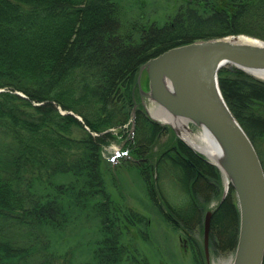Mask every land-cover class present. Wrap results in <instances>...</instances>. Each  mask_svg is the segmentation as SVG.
Segmentation results:
<instances>
[{"label":"trees","instance_id":"16d2710c","mask_svg":"<svg viewBox=\"0 0 264 264\" xmlns=\"http://www.w3.org/2000/svg\"><path fill=\"white\" fill-rule=\"evenodd\" d=\"M257 1L264 0H240L232 10L208 13L188 7L161 27H138L134 33L115 16L112 0H0V264H73L67 252L49 248L45 232L61 231L73 209L92 213L98 222L101 237L93 264H124L125 258L129 264H145L128 253L118 224H143L145 216L115 206L106 193L100 142L104 136L114 138L108 129L126 123L141 63L199 39L258 36L244 27ZM218 84L251 141L263 136L264 81L224 66ZM135 113L133 154L148 162L127 166L143 174L154 195L152 177L162 156L171 162L172 177L184 183L186 206L178 209L163 199L164 215L190 236L203 218L202 201L219 192L208 183H219V173L171 130L156 155L154 146L168 128L140 109ZM154 160L159 162L151 168ZM261 163L264 170L263 158ZM61 176L68 180L58 181ZM201 178L207 187L198 185ZM237 225L238 209L228 194L212 213L210 243L220 244L229 229L233 248ZM190 240L194 264H204L202 248Z\"/></svg>","mask_w":264,"mask_h":264},{"label":"rangeland","instance_id":"374dc122","mask_svg":"<svg viewBox=\"0 0 264 264\" xmlns=\"http://www.w3.org/2000/svg\"><path fill=\"white\" fill-rule=\"evenodd\" d=\"M112 2L116 4L113 7L115 16L120 18V22L124 23L129 31L136 33L138 27H148L152 24L161 27L166 22H170L180 10H185L188 7L198 8L199 11L206 10L204 11L206 13L213 10H232L235 2H240V0H112ZM250 12L253 15L252 20L246 21L244 27L258 35L254 37L264 41V1H262V4L257 1ZM143 82L145 84V81ZM15 92L20 93L19 91ZM145 104L150 107L152 104L154 106L155 103L145 99ZM62 112L69 114L70 111ZM74 115L79 121H82L80 116ZM166 128L168 129L154 146L156 155L160 153V149L164 148L171 132L174 131L168 125ZM191 128L198 130L199 127L193 125ZM120 130L121 126L116 125V128H110L108 132L114 135ZM172 133L175 135L174 132ZM103 139V142H100L101 146L103 145V156L105 160H109L111 156L109 154L110 149L119 146V144L111 142L110 145L105 146L106 144L103 143L110 138L104 136ZM253 142L260 155L259 157L264 159V135L255 137ZM164 161L162 156L160 164L152 177L154 195L148 190L147 180L143 174L138 170L128 168L127 163L119 167L108 165L107 161L103 163L104 188L115 206L132 208L145 216L146 221L143 224L130 226L125 225L124 222L118 223L121 230V242L127 247L129 254L134 255L145 264H194L190 237L203 249L202 221L205 212L208 210L214 211L217 206L222 195V177L219 176V183L210 181V184H213L219 192L218 194L212 192L208 195V200L202 201L203 218L199 224H194L192 234L189 236L178 224H175L164 215L168 213V210L163 204V199H166L167 202L178 207V209L186 206L184 204L186 198L182 194L181 188L183 182L172 177L174 174L171 162ZM57 180L66 182L68 178L61 176ZM161 193L164 198L161 197ZM228 194H231L235 201L232 189L229 190ZM198 201H200V197H198ZM45 232L50 238L49 248L53 252L61 254L67 252L71 257L67 255L62 257L67 256L66 258L70 259L73 264H93V250L101 236L98 222L92 213L85 210L74 211L73 209L70 221L61 231L46 229ZM230 234L231 230L226 229L220 244H216L217 242L212 244L209 240L211 264L213 262L232 264L236 245L233 248L230 247L233 246V243L227 238L230 237ZM125 259H123V263L129 264V261L125 262Z\"/></svg>","mask_w":264,"mask_h":264},{"label":"water","instance_id":"95a60500","mask_svg":"<svg viewBox=\"0 0 264 264\" xmlns=\"http://www.w3.org/2000/svg\"><path fill=\"white\" fill-rule=\"evenodd\" d=\"M241 36L171 47L139 66L137 85L141 94L171 114L192 121L195 126L202 124L219 142L228 158L231 184L240 212L239 234L232 264H262L263 168L252 142L230 112L218 85V71L227 64L252 76L246 68L264 73V41H242L249 38L241 39ZM143 70L149 81L148 92H144L140 85ZM226 193L224 187L221 201ZM210 217L211 211H207L203 222V248L207 264L210 261Z\"/></svg>","mask_w":264,"mask_h":264},{"label":"bare ground","instance_id":"6f19581e","mask_svg":"<svg viewBox=\"0 0 264 264\" xmlns=\"http://www.w3.org/2000/svg\"><path fill=\"white\" fill-rule=\"evenodd\" d=\"M240 38L241 39L249 38L247 40H242V41H248V42L259 41V39L257 38L249 37L246 35H242ZM246 70L251 72L255 77L264 81V73H259L261 71L258 70V72H254L252 69H248V68H246ZM147 109H148V113L154 119L160 122H163L165 124H170L177 131L178 134L175 136L178 137L179 140H182L183 143L190 149H193L196 152H198L200 156L209 165H211L217 170V172L219 173V176L222 177V182H223L222 193L225 187V190L227 191L226 193V196H227L229 190L233 189L232 184H231L232 182L231 173L229 172L228 158L223 148L221 147L219 142L212 136V134L207 129H205V127L202 124L200 126H197L199 127L198 130L196 129L194 130L193 128H191V126L195 125L192 121H189L186 118H182V117L171 114L169 111H167L164 107H162L158 103L154 104V106L152 104ZM111 128H116V126H113ZM159 141H160V138H159ZM253 146L255 148L254 144ZM169 152H175V151L172 149ZM263 173H264V170H263ZM210 181L215 183V181L209 180V184H210ZM198 185H205V187H207L208 183L206 179L201 178L198 180ZM206 199L208 200V197ZM205 214H204V217H205ZM211 218H212V214L210 217V223H211ZM170 219L175 224H177L175 219L173 218H170ZM203 222H204V218H203L202 224ZM239 222H240V212L238 210L237 236L239 234ZM209 233H210V229H209ZM202 236H203V225H202ZM263 259H264V255H263ZM212 264H221V263L213 262Z\"/></svg>","mask_w":264,"mask_h":264}]
</instances>
